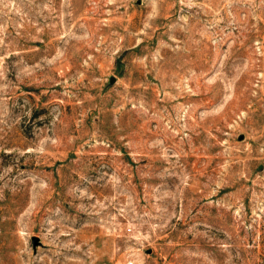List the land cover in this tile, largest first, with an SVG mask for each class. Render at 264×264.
Listing matches in <instances>:
<instances>
[{
    "label": "rangeland",
    "instance_id": "rangeland-1",
    "mask_svg": "<svg viewBox=\"0 0 264 264\" xmlns=\"http://www.w3.org/2000/svg\"><path fill=\"white\" fill-rule=\"evenodd\" d=\"M0 264H264V0H0Z\"/></svg>",
    "mask_w": 264,
    "mask_h": 264
}]
</instances>
